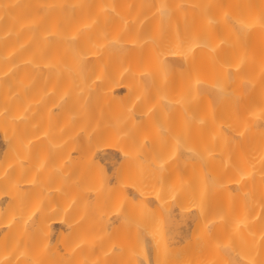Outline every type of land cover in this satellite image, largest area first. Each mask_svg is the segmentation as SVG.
Segmentation results:
<instances>
[{
  "label": "bare ground",
  "instance_id": "bare-ground-1",
  "mask_svg": "<svg viewBox=\"0 0 264 264\" xmlns=\"http://www.w3.org/2000/svg\"><path fill=\"white\" fill-rule=\"evenodd\" d=\"M0 264H264V0H0Z\"/></svg>",
  "mask_w": 264,
  "mask_h": 264
}]
</instances>
